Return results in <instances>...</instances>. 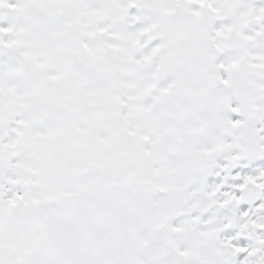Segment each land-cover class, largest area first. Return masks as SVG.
<instances>
[{
  "label": "snow or ice",
  "instance_id": "1",
  "mask_svg": "<svg viewBox=\"0 0 264 264\" xmlns=\"http://www.w3.org/2000/svg\"><path fill=\"white\" fill-rule=\"evenodd\" d=\"M0 264H264V0H0Z\"/></svg>",
  "mask_w": 264,
  "mask_h": 264
}]
</instances>
